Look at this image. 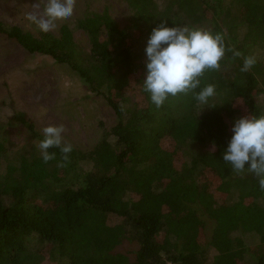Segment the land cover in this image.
<instances>
[{
	"label": "trees",
	"instance_id": "obj_1",
	"mask_svg": "<svg viewBox=\"0 0 264 264\" xmlns=\"http://www.w3.org/2000/svg\"><path fill=\"white\" fill-rule=\"evenodd\" d=\"M123 1L129 28L108 8L63 24L59 34L0 19V34L67 64L117 118L94 147L71 144L67 161L50 148L55 157L45 162L37 147L43 133L15 113L35 143L0 170V264H264V190L255 174L223 160L228 120L264 113V0ZM162 23L223 35L220 67L200 77L201 86L215 85L211 105L191 92L160 107L151 102L145 48ZM248 56L255 63L241 71ZM9 151L0 132V159ZM253 237L260 246H250Z\"/></svg>",
	"mask_w": 264,
	"mask_h": 264
},
{
	"label": "rangeland",
	"instance_id": "obj_2",
	"mask_svg": "<svg viewBox=\"0 0 264 264\" xmlns=\"http://www.w3.org/2000/svg\"><path fill=\"white\" fill-rule=\"evenodd\" d=\"M44 5L45 0H0V19L39 32L41 30L27 16L42 14ZM105 8L121 26L129 28L132 12L123 0H75L72 16L57 20L50 31L59 34L63 24L73 22L88 11L102 12ZM130 32L134 35L135 30L131 28ZM75 38L86 51L90 49L89 37L82 30L75 32ZM19 112H25L42 133L50 124L63 126L64 143L84 149L94 147L103 130L117 121L106 98L92 92L67 64L58 63L49 55L29 53L0 34V132L12 151L8 157L0 159L1 172L5 171L10 156L20 155L29 141L35 143L28 126L16 120L15 113ZM228 121L232 126L231 120ZM210 149L214 151L216 147L212 145ZM220 198L223 200L224 194H220ZM31 200L43 203L36 195ZM260 245L258 238H251L250 246ZM122 248L132 249L133 246Z\"/></svg>",
	"mask_w": 264,
	"mask_h": 264
},
{
	"label": "clouds",
	"instance_id": "obj_3",
	"mask_svg": "<svg viewBox=\"0 0 264 264\" xmlns=\"http://www.w3.org/2000/svg\"><path fill=\"white\" fill-rule=\"evenodd\" d=\"M74 6L75 0H45L43 13H29L27 18L42 32H48L57 20L72 16ZM225 51L221 33L162 23L152 29L147 41V74L143 88L156 107L162 106L169 96L190 92L198 103L211 105L210 98L216 95L215 85L201 86L200 77L205 70L220 67ZM233 55L240 56L241 53L233 50ZM254 63L253 57H245L241 71H248ZM63 132V126L50 124L43 128V139L37 147L45 162L55 157L54 152H49L50 148H59L64 160H68L73 146L64 143ZM223 160L234 172L255 174L260 189L264 190V113L245 115L234 121Z\"/></svg>",
	"mask_w": 264,
	"mask_h": 264
}]
</instances>
